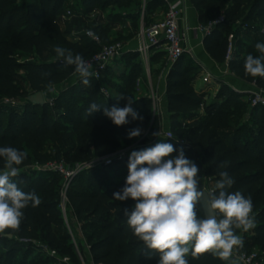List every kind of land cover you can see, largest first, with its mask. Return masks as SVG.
I'll return each mask as SVG.
<instances>
[{
    "label": "trees",
    "instance_id": "trees-1",
    "mask_svg": "<svg viewBox=\"0 0 264 264\" xmlns=\"http://www.w3.org/2000/svg\"><path fill=\"white\" fill-rule=\"evenodd\" d=\"M190 1L198 9L203 26H208L216 20L224 8L226 14L232 8H236L234 16H238L241 8L248 6L246 21L248 23L251 21V26L246 29L260 37L264 36V0ZM67 2L68 0H30L24 7V21H20L16 19L19 11L18 0H0V113L9 112L5 127L0 121V147L11 146L22 151L29 140L37 143L50 142L56 146L55 158L58 161H66L63 156H69L76 164H82L120 150L126 140H136L145 131H149L153 138L159 137L160 115L148 97H137L131 104V107L143 117L142 121L128 117V124L117 127L104 115L102 88L108 84L105 73L109 67L100 81L91 77L89 85L82 86L81 83L79 84L81 88L72 87L64 93L63 96L79 89L81 95L72 96V102L79 101L86 105L77 109L72 103H66V112L61 114L65 123L55 117L48 101L43 105L30 102L31 95L40 91L44 93L50 83L52 86L64 83L74 73V66L59 64L47 58L52 45L66 46L74 55H82L85 61L101 50V45L86 36L82 42L72 43L67 40L58 23L59 16L67 10ZM107 3V0H81L80 9L83 12H90ZM130 3L136 8L141 7L137 13H142L143 0H133ZM160 5L164 7L162 0H145L144 9L147 12ZM226 14L225 21L210 35L205 36L204 40L207 51L221 63H225L229 49L228 36L225 34L228 26ZM137 16L138 14L134 18ZM145 18L144 25L150 26L152 22ZM21 22L26 28L14 32L13 28ZM90 28L102 38L104 45L123 41L121 38L111 40L110 28L101 26ZM260 37L254 39L248 54L259 55L255 45L264 42L263 37ZM20 56H27L33 60L20 63L18 61ZM245 58L243 54L234 52L229 63L231 72L247 84H264V78L245 75ZM36 59L39 61L36 62ZM122 59L126 68L129 66V72L123 76L124 88L118 90L127 97L128 89L135 86L142 74L141 59L137 52L125 54ZM198 69L200 70V66L188 54H184L171 68L168 75L167 97L171 131L174 136L167 138L165 142L173 144L176 148L173 156L178 155L182 148L185 156L199 167L202 189L205 190L206 187L212 189L220 179L219 172L227 171L235 181L229 191H240L245 197L251 196L256 226L248 231L249 240L244 242L243 248L239 250L250 253L257 249L264 252V120H255L254 125L247 130L237 129L229 141L221 134V130L231 121L226 110L227 104L224 106L211 104L206 108L204 122L199 124L200 117L196 116V111L204 105V95L198 93L192 83L193 74ZM7 98L13 99L15 104L3 103ZM22 100L25 101L21 102ZM93 102L102 106L100 111L89 116L87 109ZM126 105L124 101L114 104L121 108ZM259 110L264 111V108L255 107L257 113ZM255 111L252 115L256 114ZM136 128L141 129V135L130 139L129 131ZM155 132L159 135H153ZM37 161L44 163L45 159L40 158ZM222 162H227L228 166L221 168ZM30 163L31 157L27 155L19 167L25 168ZM3 164V158H0V171L3 170ZM125 168L124 165L118 166L113 176L120 177ZM95 172L97 180H100L102 170L97 169ZM80 173L70 183L67 197L69 206L78 218L87 219L83 230L90 231L88 242L95 263L157 264L159 254L154 253L152 259L147 258L149 250L132 234L127 225V217L123 214L124 209L130 210L135 201L113 199V193L124 187L126 178L118 182L104 181V189L96 188V185L80 190L77 188L83 183V180L78 178ZM55 174L61 176L65 182L61 174L56 172ZM55 174L52 171H40L39 178L26 174H19L14 178L21 190L36 193L41 198V204L35 208L29 206L24 210L25 219L14 237L12 235L0 237L2 248L0 264H27V259L32 254L31 241L40 238L43 230H51V225L59 221L61 184ZM198 212L201 216L205 215L202 204L198 206ZM18 239L22 241L19 242ZM187 259L189 264H228L211 253H205L199 258L189 255Z\"/></svg>",
    "mask_w": 264,
    "mask_h": 264
},
{
    "label": "clouds",
    "instance_id": "clouds-1",
    "mask_svg": "<svg viewBox=\"0 0 264 264\" xmlns=\"http://www.w3.org/2000/svg\"><path fill=\"white\" fill-rule=\"evenodd\" d=\"M91 34V33H90ZM259 55L248 54L245 58V75L264 78V42L255 45ZM56 56L65 65L74 66L83 84H89L94 76L92 65L80 54L56 46ZM49 90H52L51 83ZM117 100L128 99L124 107L103 108V113L117 127L143 117L131 107L134 102L123 94ZM102 104L93 102L87 114L100 111ZM141 129L129 131L128 137H138ZM153 135L158 136L155 132ZM173 144L157 141L142 150H134L128 159V175L124 187L113 193L117 201H135L134 206L124 209L127 225L132 234L149 250L148 259L159 254L157 264H189L187 257L199 258L205 253L228 264H239L243 257L234 258V253L243 248V238L237 230L248 232L255 228L251 196L240 191H229L235 181L227 171H220V179L211 190L200 187V169L187 158L183 149L179 154ZM3 170L0 171V237L14 235L20 231L25 219L24 210L41 204L34 192L21 190L14 178L20 174V165L27 153L11 146L0 147ZM227 162L220 167L226 168ZM206 205V215L201 216L198 206Z\"/></svg>",
    "mask_w": 264,
    "mask_h": 264
},
{
    "label": "rangeland",
    "instance_id": "rangeland-1",
    "mask_svg": "<svg viewBox=\"0 0 264 264\" xmlns=\"http://www.w3.org/2000/svg\"><path fill=\"white\" fill-rule=\"evenodd\" d=\"M30 0H18V15L16 17L17 20L24 21V15H25V5ZM108 3L104 4L103 6H99L95 9L98 13V18H102L104 24L101 25L103 28H110L111 22L113 21H120L121 24H123L128 18H130L132 15L130 13L132 12H139L141 7H135L134 4H131L133 0H107ZM145 2V0H143ZM145 5V4H144ZM142 6V9L144 10L145 6ZM81 6V0H68L67 2V11L70 10L73 14H80L83 11L80 9ZM236 8H232L229 12L226 14V8L222 9L219 12V16L222 14L227 15V29L225 30L226 37L228 36L229 44L233 43V48H235L236 51L235 54H243L244 56L248 55V52H250V46L255 38H259L260 35L254 34L251 30H248L246 28H249L250 22L246 21V15L248 14V6L241 8L239 15L234 16V12L236 11ZM159 13L161 9L155 10V12ZM65 13V12H64ZM63 13V14H64ZM62 15V14H61ZM218 16V17H219ZM92 17L91 13H87L85 15H74L70 18V22L74 25L76 33L78 34H84L86 29L84 23L87 21H90ZM162 17H156L155 19H151V22L154 23L156 20H160ZM135 22V21H134ZM253 24V23H252ZM135 25L137 26V23L135 22ZM23 28H26L23 26V23L21 22L19 25H16L13 28V31H19ZM119 30H122V27H118ZM142 27L137 28L141 29ZM111 29V28H110ZM263 30V29H262ZM140 31V30H139ZM139 33V32H138ZM263 40H264V36ZM260 37V38H262ZM116 39V38H115ZM69 42L73 43V38L67 39ZM56 46L52 45L51 49L49 50V53L47 55L48 59L55 60L59 64H65L62 59L58 58L56 56V53L54 51V48ZM63 48L67 49L66 46ZM164 48V47H162ZM32 58H29L27 56H20L19 62L20 63H27L29 61H32ZM166 61V59H164ZM39 60L36 59V62ZM121 61V60H119ZM124 68V67H123ZM121 68L119 70L118 75L112 74L113 72H110L112 75H106L108 78V84L104 87L103 92V103L105 101L111 102L114 97H117L121 94V92L118 90V88H124L125 82L123 81L124 76V70ZM227 69L229 70V75H232L233 73L229 69V66H227ZM22 74V73H21ZM223 75V74H221ZM219 76V80L224 79L226 76ZM142 75L137 79L135 86L133 88L128 89L129 93L127 95L128 98H132L133 100L137 97H148L153 96L155 93H157L156 87L154 82L151 81L150 84L145 80V82L142 80ZM237 77V76H236ZM92 78H89V81L91 82ZM121 80V83H120ZM89 82V84H90ZM147 82V83H146ZM84 86L82 79L76 81L74 84H70L68 82H65L63 84L52 86V90H49V87L47 86L44 91V96L46 101L49 102L50 107L53 110V113L55 117L62 123H65L61 117V114L66 112L65 104L66 103H72V105L75 108H81L82 106H86L85 104L82 105V103L78 102H72L73 98L72 96H80L79 89H77L75 92H70L66 94L70 88L77 87L81 88V84ZM88 84V85H89ZM119 86V87H118ZM253 90L249 93H239L233 88V86L222 82L220 85L217 86V90L213 91H207V94L204 95V100L207 103L211 104H218V106H226V110L229 113V117L231 118V121L228 126L224 127L221 130V134L223 137L227 138L229 141H231L232 137L234 136V133L237 129H244L247 130L251 128L254 125L255 120H264V111L259 110L258 113L255 111V107H252V92L254 90H262L264 92V84H258L254 83L252 85ZM124 101L126 104H128V99H120ZM25 100H22L21 102H24ZM256 112L255 115H252L253 112ZM9 117V112H2L0 113V121L2 123V126H6L7 121ZM205 115H202L198 122L199 124H202L205 120ZM147 135L143 134L140 138L136 140H126L124 142V145L121 149H128L131 153L134 150H138L145 144L147 140ZM24 152L27 153L28 156L31 157V163L25 168H22L20 171V174H26L28 176H33L35 178H39V173L41 171L40 167L44 164L50 163V162H56L58 161L56 157L57 149L54 144L50 142L46 143H37L36 141H28L25 144V147L23 148ZM130 153L128 154L127 158L122 159V162L120 160L116 161L111 166H106L103 163H99L96 165L89 164L87 165L80 173L79 179L83 180L82 186L77 187L80 190L88 189L90 186H96V188L104 189L105 185L103 184L104 181H121L122 179L126 178L128 175V159L130 156ZM65 157V163L69 167H74L78 164L73 162L69 156H63ZM40 158H44L45 162H38ZM86 162V163H90ZM126 166L125 172L123 175H121L118 178H115L113 176L116 168L119 166ZM101 169L102 170V177L100 180H97L96 175L97 173L95 170ZM54 174L55 172L52 171ZM57 173V172H56ZM57 178L59 179V183L61 184V198H60V206H59V216L60 219L57 223H53L51 226V230L46 229L42 231L41 237L36 238L32 240V254L27 259V264H54L56 259L58 257H70L73 264H97L93 260V256L90 252V244L88 242L89 230H83L85 222H87V219L84 218H78V216L75 214V212L71 209L69 206V202H66V208L64 209L63 200H64V194H65V182L63 181V178L57 174H55ZM209 190L210 188L207 187ZM237 234L241 235L243 238V241L246 242L249 240L250 233L243 232L242 230H237ZM19 242L22 241V239H18ZM2 248H0V251ZM21 250L23 251V247H21ZM253 251H258L257 249H254ZM242 252H246L245 250H242ZM65 255V256H62ZM264 257V255H263Z\"/></svg>",
    "mask_w": 264,
    "mask_h": 264
},
{
    "label": "crops",
    "instance_id": "crops-1",
    "mask_svg": "<svg viewBox=\"0 0 264 264\" xmlns=\"http://www.w3.org/2000/svg\"><path fill=\"white\" fill-rule=\"evenodd\" d=\"M145 4V2H144ZM67 7V4H66ZM185 7H186V14H185V24L187 26H190V47L192 49V54H188L199 66L200 70H196L194 72L193 77V85L198 93H201L203 95L207 94V91H213L217 90V86L220 85L222 82H225L239 93H249L253 90L252 85L253 84H247L244 81H242L239 77L231 76L229 75V70L227 69L226 63H221L217 61L215 58H213L210 53L207 51L204 40L205 35L201 32L196 33L195 29L202 25L201 24V18L198 9L193 5V3L190 0H185ZM68 8V7H67ZM156 8L161 9L162 13L159 11L155 12ZM98 11L97 9H93L90 12H82L80 14H73L70 10H66V12L59 16L58 23L61 27V29L65 32L67 39L73 38V42H82L84 40V36L82 34L76 33L74 25L70 22V18L74 15H85L87 13H91L92 17L90 21H87L84 23L85 28L90 27H98L104 24L102 18H98ZM71 12V14H69ZM138 16L134 18L135 15ZM140 14V15H139ZM132 15L130 18H128L123 24H121L120 21H113L111 22V32H110V39H119L121 38L122 44H123V50L126 55L131 53H139L138 48L140 45L139 37H138V25L139 27H142L144 25V20L147 17L148 21L151 22V19H155L156 17H162L164 16V7L158 6L153 7L149 10H142V13H130ZM161 18V19H162ZM137 23V26L135 25V22ZM157 21V20H156ZM118 27H122V30L120 31ZM141 63L140 67L142 70V80L144 78L148 82V84L154 82L157 93H155L153 96H150V99L152 100L153 107L155 108L156 112L160 115V123H161V132L159 137L153 138L149 131H145L144 134L147 135V140L145 144L140 150L150 147L154 145L157 141L165 142L167 139L165 133L167 131H171V119H170V113L168 111L169 102L167 97V87H168V75L171 71V68L173 67L174 63L170 61L169 56L165 50V48H162V46L153 47L149 53L148 58H144L139 53ZM246 57V56H245ZM166 59V61L164 60ZM121 60V59H120ZM123 60V59H122ZM117 60L114 63H112L109 66V70L105 73L106 75H118L119 70L123 68L124 75L128 74L129 72V66L126 68L125 62ZM114 71V72H113ZM110 72H113L112 74ZM206 73H209L212 75V80L209 83H205L203 78L206 75ZM223 74V75H221ZM226 76L224 79L219 80V76ZM139 79V78H138ZM81 80L78 74H72L69 79H67L65 82H68L70 84H74L76 81ZM64 82V83H65ZM146 82V83H147ZM121 83V80H120ZM63 84V83H62ZM122 100H117L116 97L113 98L111 102L105 101L103 103V108H111L114 106L116 102H119ZM211 103H207L204 100V105L200 109L196 111V116L201 117L202 115H206V108L207 106H210ZM186 121V120H185ZM138 149V150H139ZM137 150V151H138ZM207 188V187H206ZM239 264H243L241 261H239Z\"/></svg>",
    "mask_w": 264,
    "mask_h": 264
},
{
    "label": "built area",
    "instance_id": "built-area-1",
    "mask_svg": "<svg viewBox=\"0 0 264 264\" xmlns=\"http://www.w3.org/2000/svg\"><path fill=\"white\" fill-rule=\"evenodd\" d=\"M164 2V16L162 19L155 21L150 26L143 25L138 33L140 45L138 52L144 57L148 58L149 53L153 47L162 46L165 48L171 62L175 63L184 54H192L190 47V26L185 24V0H162ZM71 14V12H69ZM225 21V14L220 15L216 20L212 21L208 26L200 25L195 31L196 33H203L205 36L210 35L213 30L222 22ZM91 33V34H90ZM90 38L96 44L101 45V50L92 58L86 60L92 65V71L95 73L92 76L95 80L100 81L107 70V68L117 60L124 57L125 52L123 50L122 42H116L109 45L102 43V38L91 28H87L85 33L82 34ZM234 48L233 43L229 44L228 53L226 56V66H229L230 61L233 58ZM205 83H209L212 80V75L206 73L203 78ZM104 92V87L102 88ZM252 107L264 108V92L262 90H254L252 92ZM3 103L15 104L13 99L7 98ZM186 122L183 123V126ZM167 138L173 137L172 131L165 133ZM182 143H186L182 141ZM128 149H120L116 152L95 158L90 163H82L76 166L69 167L65 161H56L44 164L40 167L41 171H54L61 174L65 180V194L63 200V207L66 208V202L68 201L67 191L72 180L89 164L103 163L106 166L114 164L118 160H122L128 157ZM208 188H205V190ZM211 190V189H209ZM264 252L252 251L250 253L238 251L234 253V258L243 257L240 260L243 264H264ZM54 264H73L70 257H58Z\"/></svg>",
    "mask_w": 264,
    "mask_h": 264
},
{
    "label": "water",
    "instance_id": "water-1",
    "mask_svg": "<svg viewBox=\"0 0 264 264\" xmlns=\"http://www.w3.org/2000/svg\"><path fill=\"white\" fill-rule=\"evenodd\" d=\"M29 100H30V102H32L34 104H39V105H43L46 103V99H45L44 93L42 91L31 95L29 97ZM202 206H203L204 214L206 215V205L202 204Z\"/></svg>",
    "mask_w": 264,
    "mask_h": 264
}]
</instances>
